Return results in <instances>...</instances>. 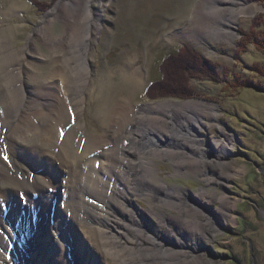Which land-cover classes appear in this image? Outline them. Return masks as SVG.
I'll return each mask as SVG.
<instances>
[{"label": "rangeland", "instance_id": "rangeland-1", "mask_svg": "<svg viewBox=\"0 0 264 264\" xmlns=\"http://www.w3.org/2000/svg\"><path fill=\"white\" fill-rule=\"evenodd\" d=\"M35 1L46 4V10L28 0H0L1 50L15 54L18 64L8 71L21 72L22 77L14 86L22 87L32 99L47 84L62 85L58 91L70 117L62 123L67 126L60 124L58 138L75 126L83 136L80 147L89 137L102 136L103 153L117 152L108 163L110 169L128 180L127 188L135 192L130 203L122 199L126 216L120 215L125 220L119 225L122 234L115 249L110 244L102 247V239L84 232L89 227L106 229L94 219L82 220L81 215L77 229L66 220L63 228L69 233L62 231L56 237L54 244L60 245L52 250V257L65 245L71 264H121L126 257L128 264H264V0H91L90 19L85 18L86 11L77 13L79 9L67 14L64 4L71 0ZM59 2L63 9L56 12ZM195 26L202 28L199 35ZM223 29L234 37L220 38ZM182 47L203 60L194 59L196 69L188 73L186 83L193 95L149 99L146 89L164 78L159 64L167 55H172L171 61L163 69L187 80L186 74H179L184 61L174 59L187 52L180 54ZM53 68L71 77L70 82L60 75L56 84L44 80ZM63 85L70 91H64ZM117 99L129 108L131 123L120 136L117 129L121 130L125 115L118 128L114 119L112 133L104 137L105 117ZM189 101L213 107L215 117L195 107L183 108ZM155 103L160 105L149 107ZM74 105L81 108L77 118ZM44 108L35 110L45 113ZM28 117L33 121L29 113ZM224 134L231 137L232 146L223 153L215 140ZM104 162L94 167L107 168ZM58 175L59 181L65 178ZM17 177L24 180L22 173ZM122 194L126 197L127 191ZM220 196L232 206L225 217L222 211L227 205ZM93 204L103 209L107 219L103 203ZM95 213L102 214L97 209ZM23 214L25 221L11 236V249L21 250L6 257L20 264L21 253L31 245L30 256L44 262L36 248L49 241L47 224L54 226L55 214L44 226L39 209H25ZM179 218L200 226V233L183 232ZM160 248L182 257L165 256ZM53 262L49 256L47 264Z\"/></svg>", "mask_w": 264, "mask_h": 264}, {"label": "bare ground", "instance_id": "bare-ground-1", "mask_svg": "<svg viewBox=\"0 0 264 264\" xmlns=\"http://www.w3.org/2000/svg\"><path fill=\"white\" fill-rule=\"evenodd\" d=\"M60 4L62 3L59 2L55 8L56 12L63 9V5ZM64 6V10L69 11L66 12L67 14L79 9L77 13L82 11L84 14V11H86L88 14L85 15V18H91V0H71L70 2H66ZM198 10L199 9H197V11ZM46 17H49V14H46L45 18ZM99 17L100 15H95L96 22L99 20ZM92 28L93 27L90 26L88 29V37H90L91 33L89 30ZM195 29L197 32L196 35H199L200 29L202 28H200V26H195ZM94 30H96V27ZM223 30L219 35L220 38L224 36L234 37L230 31ZM77 43L80 45V41ZM86 45L87 43L85 42V47L83 48L85 54H87ZM1 46L2 44H0V109H2V111H0V139H2V142H0V264H12L13 259L7 258L13 251L11 249L13 242L11 236L16 232L20 223L25 221L23 218L25 209L30 212L39 209L41 212L40 218L42 219V226L45 225L46 219L50 218L52 212L55 214L54 218L57 222H54V226L47 224L49 227L46 228L49 229L48 233L50 234L49 241L44 243L47 244V246L44 247V244L40 245V247L36 246V250L40 257L42 256L45 258L44 262L30 256L34 249L31 251V245H28L25 254L21 253L20 264H32L33 262H35V264H47L49 256L51 259H54V262L56 261L55 263L53 262V264H71L65 256L67 251L66 247L63 248L65 245L58 247L53 257L51 253L55 247L57 248V246L60 245L57 244L56 246V244H54L56 243L54 242L56 237L60 234H64L62 231L65 233L67 232L66 234L69 233L66 228L65 230L63 228L66 220H68L67 223H70V226L73 228H76V226L80 227V222L76 221L81 215L80 218L82 220L94 219L95 222L106 229L97 230L89 227L86 228L84 232H89L90 235L95 236L97 240L102 239L104 242L102 243V247H104V244L107 246L110 244L115 249L118 245V236L122 234L118 232L119 225L125 220L120 216L125 214L124 211L121 210L122 199L125 204L130 203L132 201L131 197L135 195L132 187V189L127 188V184L130 185L131 183L129 184L128 180L125 181L120 174H117L114 168L111 170L109 167L108 163L111 164V162L116 159L117 152L112 150L111 152L103 153L102 146H106V144H104L103 141H105V139L103 140L102 136L94 138L89 137L83 144V147H80V141L83 136L79 134L78 126L70 127V130L64 129V136L60 135L58 138L60 124L68 121L70 117L67 108L62 106V99L60 97L63 93L58 91L59 86L53 85L51 87V85L49 86L47 84L46 89L40 87L41 89H37V95L32 99L41 101L42 103L39 105V103L33 101L31 97L26 95L22 87L19 88V85L17 87H15L16 85L14 86L17 82L21 83L22 78L21 72L18 75H13L12 72L8 71V69L12 70L11 68L18 64L16 62V56L12 53L5 55L2 51L7 50V48L1 50ZM15 67L17 68V66ZM52 70L53 73H51L50 70L46 73L44 80L51 79V82L56 84V78L60 75L59 77L62 78L63 81L70 82L71 77L67 76V74L64 75L60 72H56V68ZM15 71H17V69ZM137 76L140 77V75ZM63 90L66 92L70 91L64 85ZM32 95L34 96V94ZM59 104H61V106ZM155 105L159 106L160 103L151 104L149 107ZM74 106L75 108L73 109L77 118L81 108L77 105ZM182 106L185 109L190 107L201 109L203 112H200L202 114L205 112L207 116L215 117L216 115V111L213 110V107L203 108L200 103L189 101L182 104ZM37 107H46L44 108L45 113H40L38 110L36 111L35 109ZM127 111H129V108L123 104L122 99H117L115 103L112 104L105 117L106 120L104 125L107 126V128H104V137H106V134L109 132L112 133L114 127L111 123L114 119L117 121V125H115L118 128L120 120L122 122L124 118L121 130L119 128L116 129L120 136L126 133L127 125L131 123ZM28 113L33 118V121H30ZM130 113L132 112L130 111ZM123 115L125 116L123 117ZM62 125L61 127L66 124ZM119 135L116 134L115 138H119ZM108 138L112 139L110 135ZM221 138L222 139L217 138L215 141L217 147L222 149L224 153L232 146V139L226 134ZM5 147L9 150L8 153H6L8 157L7 161H5L2 155V153H5L3 151ZM12 148L15 153L11 152ZM105 148L106 147H104V149ZM94 152L96 154H94ZM91 157L94 158L91 159ZM103 160H105L103 165H106L107 168H105V166L101 167V169L94 167L95 164L98 166ZM219 163L220 166L226 165L225 162ZM17 173H22L24 175V180L20 181L19 177H17ZM59 173L61 176L65 175V178L61 177L62 181H59V177H57ZM125 190L127 191V195L126 197H122V193ZM108 192H111L110 196H108ZM63 193L67 195L66 200L65 198L63 199ZM219 199L227 205L222 211L225 217L226 214H230L232 211V206L228 205L229 203L224 196H220ZM23 200L25 205L21 204ZM89 201L90 203L92 201L103 203L105 209H108V218H105L103 209L95 207L93 202L91 205ZM178 205L182 209V205ZM97 206L101 208V205ZM52 209L54 210L52 211ZM96 209L102 214L98 215V213H95ZM68 212H70V219H68ZM131 214L132 213H128V216ZM179 223L182 231L185 233H195V235L196 233H200V226L196 225L194 222L188 223L187 221H183L182 218H179ZM52 228L54 232H52ZM32 236L33 235H31V241ZM34 240H36L35 236ZM97 240L96 243L98 244L99 241ZM76 241L77 243L80 241V236L78 234H76ZM50 242L52 243L51 245ZM80 243L81 242L78 244L82 248ZM83 245L86 246L84 243ZM18 247L15 248V250H21ZM24 248L25 246L23 249ZM160 250L164 252L165 256L170 254L177 258L182 257L180 254H177L178 252L170 253L166 248H160ZM78 262L81 263L79 260ZM121 264H128V258L126 257L123 259Z\"/></svg>", "mask_w": 264, "mask_h": 264}, {"label": "trees", "instance_id": "trees-1", "mask_svg": "<svg viewBox=\"0 0 264 264\" xmlns=\"http://www.w3.org/2000/svg\"><path fill=\"white\" fill-rule=\"evenodd\" d=\"M28 1L37 9L46 10L45 9L46 7L43 8V6H45L46 4H42V3L40 4L38 1H35V0H28ZM254 43L258 44L257 40ZM188 49H189L188 47L182 48L180 50V54L184 53L185 50H187V52L183 54V56H180V58H174L178 61H181V60L184 61L185 65L181 69L179 74L180 75L183 74L184 76L186 74L187 80L182 81L181 77L178 76L177 73L171 72V71L169 72L168 69L166 70L163 69L165 64L169 66V63L171 61V56H170L169 58L164 60L161 64V68H160L162 71L161 74L162 76H164V78L158 82H155V81L151 82L146 89V96L149 99H152V98L156 99V98L166 97V96L172 97V98H178V99L179 98L186 99V98H190L193 95V92L189 93L190 89L187 87L188 84L186 83V81L189 80L188 73H193L194 70L196 69V67H194V64H195L194 59L199 60V61H203V60L196 53ZM195 96L196 95H194L193 98H196Z\"/></svg>", "mask_w": 264, "mask_h": 264}, {"label": "snow or ice", "instance_id": "snow-or-ice-1", "mask_svg": "<svg viewBox=\"0 0 264 264\" xmlns=\"http://www.w3.org/2000/svg\"><path fill=\"white\" fill-rule=\"evenodd\" d=\"M2 155H3V158L5 159V161H7L8 157H7L6 152L5 153H2Z\"/></svg>", "mask_w": 264, "mask_h": 264}]
</instances>
